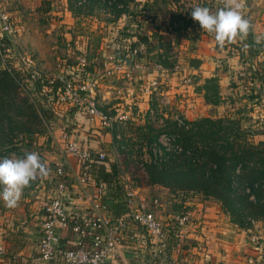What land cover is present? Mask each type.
<instances>
[{"label":"rangeland","instance_id":"1","mask_svg":"<svg viewBox=\"0 0 264 264\" xmlns=\"http://www.w3.org/2000/svg\"><path fill=\"white\" fill-rule=\"evenodd\" d=\"M90 1L94 6L89 4L79 14L77 9L75 12L71 9L68 0H0L1 10L10 12L14 22L13 34L0 31V66L9 65L19 71L23 78L21 85L27 87L22 90L29 93L30 102L47 111L42 114V123L36 124L39 134L31 136L30 145V136L22 135L18 128L11 134L4 127V132L10 134L0 135V159L38 152L45 162L60 153L61 131L82 139L93 152L110 153L113 142L109 144L110 141L98 134L99 122L90 119L88 106L74 99L58 104V92H39L33 78L30 79L37 75L35 72L73 83L80 98L95 100V106L115 117L116 132L121 135L117 143L124 141L128 148L127 157L121 150L117 155L123 170L138 181L144 180L143 185L139 183L158 194L168 192L186 198L196 194L186 190L172 192L168 188L155 190L146 185L147 175L140 170L141 163H137L150 162L154 157L151 151L157 159L156 149L164 156L165 147L174 146L176 141L171 137L180 134L174 121L177 117L189 121L229 117L256 134V142L264 139L261 133L264 130V88L261 86L264 84V42L254 43L256 37L264 36V29L263 34L257 33L258 9L253 8L256 14L249 18L252 11L246 6H252L253 0H243L242 14L251 22L249 35L223 47L216 45L217 49L211 52L210 45H206V54L201 57L198 42L205 39L213 41L214 46L216 41L191 18L190 6H206L215 12L222 6L220 0H135L137 4L128 1L120 18L116 11L121 7L115 8L113 1ZM157 28L173 35L170 41L168 36L166 43L160 45L169 46L168 51L162 47L150 49V41L157 40L153 35ZM140 36L151 39L145 42L147 48L143 53L136 50ZM104 62L110 67L120 64L123 70L110 78L104 77ZM22 71L27 74L23 75ZM210 79L215 81L208 82ZM84 82L95 84L92 92L80 90ZM214 85L219 86L216 92ZM59 93L64 94V88ZM205 95L211 100H206ZM151 107L152 114L148 115ZM53 124L59 130L57 140L52 136ZM158 132L162 133L159 139L149 146L144 135L154 137ZM109 156L106 167L112 172L117 163L112 153ZM55 163L52 160L47 164L51 169L48 177L37 178L24 189L15 208L5 207L0 200V264H33L36 239L33 242L28 239L32 238L29 223L41 213L54 189ZM168 205L174 214L184 210L173 199ZM26 248L29 253L24 252Z\"/></svg>","mask_w":264,"mask_h":264},{"label":"built area","instance_id":"2","mask_svg":"<svg viewBox=\"0 0 264 264\" xmlns=\"http://www.w3.org/2000/svg\"><path fill=\"white\" fill-rule=\"evenodd\" d=\"M13 27L10 12L2 11L0 2L1 33L13 34ZM146 48V43H142L136 50L143 53ZM0 68L20 73L9 65ZM121 70L123 66L120 64L110 67L108 62H104L102 74L110 78ZM35 73L42 85L39 92H58V104L74 99L80 105H87L90 119L99 122L100 130L112 135V138L116 134L117 140L121 138L116 132V118L95 106V100L80 98L73 83L62 77H47L43 73ZM22 74L26 75L27 72L22 71ZM94 86V83L84 82L80 90L92 92ZM62 88L64 94L59 93ZM246 90L249 89L246 87ZM103 99L106 102V98ZM152 111L151 107L148 115ZM174 121L179 128L186 125L184 118L177 117ZM51 132L57 140L59 130L56 125H52ZM59 138L62 152L75 159L77 172L71 171L68 161L60 160L55 163V185L40 211V232L36 241V255L31 261L33 264H160L168 262L175 249H182L181 242L193 220L192 211L186 207L173 214L170 219L164 216L165 206L169 202L167 195L143 187V184L123 170L121 160L117 157L120 150L125 154L124 157L128 156V148L123 142L114 143L113 140L109 150L116 158L119 169L111 187L98 176L99 166L108 161L110 153L93 152L82 139L66 131H61ZM171 138L176 143L165 147V153L179 154L181 148L178 136ZM156 152L163 156L162 151L156 149ZM117 203L121 205V209L111 207ZM258 223L251 220L246 228L250 243L255 246L262 242L257 231ZM174 230L177 238L172 242ZM247 263L255 264L249 258Z\"/></svg>","mask_w":264,"mask_h":264},{"label":"trees","instance_id":"3","mask_svg":"<svg viewBox=\"0 0 264 264\" xmlns=\"http://www.w3.org/2000/svg\"><path fill=\"white\" fill-rule=\"evenodd\" d=\"M68 1L71 9L74 12L77 9L79 14L89 4L93 5L90 0ZM110 1L114 2L115 8L121 7L116 11L118 18L123 15L128 1L136 3L135 0H108ZM160 32V28L155 29L157 40L140 36L138 44L151 40L150 49L162 47L168 51L169 46H160L166 43L164 34ZM32 78L36 89H40V80L35 75L30 77ZM22 81L21 74L15 70L11 73L0 68V135L10 134L4 132L6 126L11 134L18 128L22 135L30 136V139L27 137L30 145L33 143V135L39 134L36 124L42 123V114L47 111L38 109L30 102L29 93L22 90L27 88L21 85ZM214 81L215 79L208 80ZM261 86L264 88V84ZM214 87L216 92L219 86ZM205 97L206 100H211L207 95ZM23 117L24 120H21ZM185 122V126L178 127L180 134L177 135V140L181 148L178 156L175 153H165L163 157L156 159L151 151L155 158L152 157L150 162L137 161L141 163L140 170L147 175L146 185L163 186L172 192L193 191L208 200L213 199L220 203L240 228H248L251 220L264 222V139L256 142V134L243 129L239 121L229 117H203L194 121L185 119ZM261 133L264 134V130ZM161 134L158 132L154 137L146 134L144 137L150 146ZM116 136H113L114 143L118 142ZM157 154L159 155L158 152ZM125 162L127 163L126 160ZM106 164L99 166L98 176L112 187L119 169L117 167L110 172ZM139 181L144 183V180ZM114 208L121 209V205L114 204Z\"/></svg>","mask_w":264,"mask_h":264},{"label":"crops","instance_id":"4","mask_svg":"<svg viewBox=\"0 0 264 264\" xmlns=\"http://www.w3.org/2000/svg\"><path fill=\"white\" fill-rule=\"evenodd\" d=\"M251 4L252 6H246L249 12L252 11L250 12L251 15L249 18L252 19L256 14L252 9H258V19H256L255 25L258 26L257 33L261 32L263 34L261 30L264 29V0H253ZM160 30V34H164L165 40H168V36H170V41L173 35L169 31ZM153 35L157 37L158 34L153 33ZM212 44L213 41L207 42L205 39L200 40L197 44L199 57L206 54L204 52L208 49L206 45H210V52L216 50L217 43H215L214 46H212ZM103 85L108 84L104 83ZM98 134L103 139L110 141L109 144L113 142L112 135L102 130H99ZM59 150V154L51 156L49 159L45 160V163L49 164L52 160L55 162L65 160L69 162L71 171L77 172L75 159L63 153L61 147ZM153 188H155V190L166 189L158 185ZM165 195H167L169 201L172 199L176 201L179 206L178 208L190 207L193 213V220L186 229L185 239L181 242L182 249H175L170 260L160 264H232L233 262L248 264V258L253 259L255 264H264V222H259L257 225V231L261 235L262 242L259 246H255L250 243L249 231L235 224L217 201L213 199L208 200L200 194H194L190 198L168 192H165ZM163 214L170 219L174 211H171L169 205L166 204ZM40 216L41 214L39 213L38 216L29 223L31 229L29 235L32 236V238L28 239L32 242L35 239L37 241L39 237ZM0 224H2L1 220ZM176 238L177 236L174 230L172 233V242L176 241ZM27 247L30 248V243H28ZM28 248H26L24 252L29 253ZM11 251L13 252V250Z\"/></svg>","mask_w":264,"mask_h":264},{"label":"clouds","instance_id":"5","mask_svg":"<svg viewBox=\"0 0 264 264\" xmlns=\"http://www.w3.org/2000/svg\"><path fill=\"white\" fill-rule=\"evenodd\" d=\"M222 6L213 12L209 7L193 4L191 18L202 30L214 36L218 46L233 43L237 38H246L251 22L242 14L243 0H220ZM264 42V36L256 37L254 43ZM51 169L36 152H25L21 158L0 159V200L7 208H15L24 189L37 178H46Z\"/></svg>","mask_w":264,"mask_h":264}]
</instances>
